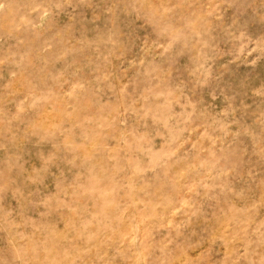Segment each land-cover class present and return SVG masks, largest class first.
Listing matches in <instances>:
<instances>
[{"label": "rangeland", "instance_id": "1", "mask_svg": "<svg viewBox=\"0 0 264 264\" xmlns=\"http://www.w3.org/2000/svg\"><path fill=\"white\" fill-rule=\"evenodd\" d=\"M0 264H264V0H0Z\"/></svg>", "mask_w": 264, "mask_h": 264}]
</instances>
